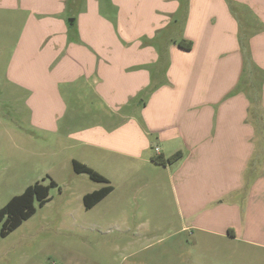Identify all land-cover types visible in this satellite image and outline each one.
Wrapping results in <instances>:
<instances>
[{"label": "crops", "instance_id": "obj_1", "mask_svg": "<svg viewBox=\"0 0 264 264\" xmlns=\"http://www.w3.org/2000/svg\"><path fill=\"white\" fill-rule=\"evenodd\" d=\"M3 15L19 28L7 78L34 126L55 130L78 88L113 129L77 139L131 180L137 163L166 175L181 231L264 249V0H0ZM246 74L257 89L239 91Z\"/></svg>", "mask_w": 264, "mask_h": 264}, {"label": "rangeland", "instance_id": "obj_2", "mask_svg": "<svg viewBox=\"0 0 264 264\" xmlns=\"http://www.w3.org/2000/svg\"><path fill=\"white\" fill-rule=\"evenodd\" d=\"M18 32L12 19L0 18V209L36 182L56 185L42 207L35 200V213L0 238V264H264L263 248L201 230L181 231L186 213L166 175L156 180L151 169L137 163L131 180L117 156L78 140L83 129H113L102 111L89 114L90 99L80 96L78 88L63 97L67 108L54 120L55 130L34 126L27 95L7 78ZM244 79L239 91L257 89L256 82L248 81L251 76ZM121 122L115 123L116 130ZM86 132L100 135L93 129ZM74 159L108 183L75 173ZM129 181L137 187L127 186ZM105 186H113V192L86 210L83 196Z\"/></svg>", "mask_w": 264, "mask_h": 264}, {"label": "trees", "instance_id": "obj_3", "mask_svg": "<svg viewBox=\"0 0 264 264\" xmlns=\"http://www.w3.org/2000/svg\"><path fill=\"white\" fill-rule=\"evenodd\" d=\"M184 49H189V45L180 43ZM180 151L168 156H152L151 161L156 165H172L182 159ZM72 167L77 174H86L95 182L108 183V180L95 172L85 164L77 161L72 162ZM56 183L50 181L47 185L36 182L34 185L28 186L23 193L12 197L8 203L0 209V238L6 237L11 231L16 229L24 220H27L35 213L34 201L37 205L42 207L48 200L49 190L54 187ZM112 191V186H105L99 190L85 194L83 196V204L86 210L91 209L102 199H104Z\"/></svg>", "mask_w": 264, "mask_h": 264}, {"label": "built area", "instance_id": "obj_4", "mask_svg": "<svg viewBox=\"0 0 264 264\" xmlns=\"http://www.w3.org/2000/svg\"><path fill=\"white\" fill-rule=\"evenodd\" d=\"M157 151V150H156Z\"/></svg>", "mask_w": 264, "mask_h": 264}]
</instances>
